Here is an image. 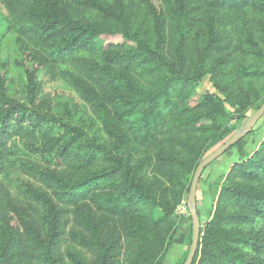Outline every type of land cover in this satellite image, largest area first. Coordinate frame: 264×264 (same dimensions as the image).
Wrapping results in <instances>:
<instances>
[{"label": "trees", "instance_id": "16d2710c", "mask_svg": "<svg viewBox=\"0 0 264 264\" xmlns=\"http://www.w3.org/2000/svg\"><path fill=\"white\" fill-rule=\"evenodd\" d=\"M0 5L27 81L14 100L0 73V264H163L196 167L264 103V0ZM207 78L215 92L197 93ZM49 83L103 143L56 114ZM244 138L209 188L192 264H264V136L248 156ZM2 178L31 182L14 195Z\"/></svg>", "mask_w": 264, "mask_h": 264}, {"label": "rangeland", "instance_id": "374dc122", "mask_svg": "<svg viewBox=\"0 0 264 264\" xmlns=\"http://www.w3.org/2000/svg\"><path fill=\"white\" fill-rule=\"evenodd\" d=\"M120 41V36L110 35H102L96 40L99 46ZM24 50V42L16 34L8 30L6 13L0 5V73L4 78L7 94L14 100L19 101L24 99L27 87V81L23 74L24 67L26 66V61L22 53ZM45 92L50 103L55 107L56 114L63 118L71 119L78 128H81L98 143L104 142V132L101 125L91 117L72 92L66 90L60 83L46 84ZM206 92H215L208 78L201 83L197 90L199 94ZM253 109V107H248V109L244 111L243 118L239 122L240 124L234 134L224 139L220 144L214 147L212 151L242 130L247 120L253 114ZM263 136L264 115L255 124L251 132L245 136L243 155L248 156L252 151L257 149ZM239 160L240 155L238 151L233 148L211 163L203 171L197 183L195 203H189L187 196L174 213V221L176 223L174 243L169 253L164 257L163 264L180 263L182 256L187 251V240L189 237L191 238L192 218L190 209L197 214L199 224L202 226L206 220V215L212 202L209 191L210 186L218 181L232 163ZM1 180L14 195H16L17 187H20L23 182H31L25 178L16 181L9 178H2ZM119 258H121V255Z\"/></svg>", "mask_w": 264, "mask_h": 264}, {"label": "water", "instance_id": "95a60500", "mask_svg": "<svg viewBox=\"0 0 264 264\" xmlns=\"http://www.w3.org/2000/svg\"><path fill=\"white\" fill-rule=\"evenodd\" d=\"M264 115V103L251 115V117L247 120L242 130L231 138L227 139L224 143H222L217 149H215L211 154L205 157L199 165L196 167L195 172L193 174L189 193H188V201L189 203H195V193L197 188V183L202 175L203 171L214 161L224 155L228 150H230L238 141L243 139L248 133L251 132L255 124L261 119ZM190 214L192 218L191 222V242L188 250L187 257L183 264H192L193 258L196 254L200 233V224L199 218L197 214L190 209Z\"/></svg>", "mask_w": 264, "mask_h": 264}]
</instances>
